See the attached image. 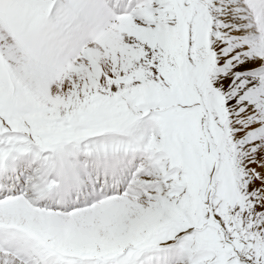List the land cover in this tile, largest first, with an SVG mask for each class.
<instances>
[{"label": "snow or ice", "instance_id": "obj_1", "mask_svg": "<svg viewBox=\"0 0 264 264\" xmlns=\"http://www.w3.org/2000/svg\"><path fill=\"white\" fill-rule=\"evenodd\" d=\"M0 264H264V0H0Z\"/></svg>", "mask_w": 264, "mask_h": 264}]
</instances>
